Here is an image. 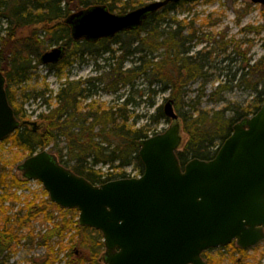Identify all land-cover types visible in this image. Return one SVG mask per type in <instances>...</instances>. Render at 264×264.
I'll return each instance as SVG.
<instances>
[{"label": "trees", "instance_id": "obj_1", "mask_svg": "<svg viewBox=\"0 0 264 264\" xmlns=\"http://www.w3.org/2000/svg\"><path fill=\"white\" fill-rule=\"evenodd\" d=\"M121 1L0 0V71L6 76L9 101L22 122L18 129L1 143L9 142L11 146L21 148L25 152V157L17 161V167L26 157L52 145L50 150L58 155L62 164L95 184L127 177L124 171L120 174L98 172L95 167L99 164L108 165L110 170H124L128 166H134L142 174L145 166L139 155L137 141L151 135L152 125L162 119H169L164 106H159L156 113L150 116L151 124L135 128L129 123L128 107L133 104L131 97L120 94L118 104L108 108L90 104L84 108L81 100L95 92L98 87L96 83L104 82L106 90L116 93L124 87L135 86L140 79L145 80L149 91H170V98L174 101L176 110H180L185 103L194 83L202 82L201 96L204 95L205 84L212 76L210 70L216 67L210 64L216 51H195L194 48L200 41H207L212 45L217 41L207 38L202 40L199 29L193 26V23L189 24V32L186 33V26L182 21L175 15L171 16L172 11L186 2L167 5L151 13L138 29L121 32L112 39L103 38L97 42L73 39L71 27L65 22V18L72 11L105 4L112 12L123 14L144 5L142 2L136 4L134 1L125 0L123 5L119 6L118 2ZM45 31L51 36V46L63 44L67 52L59 63L49 64L50 67L60 70L61 64L66 66L78 59L85 60V56H88L94 59L103 58L109 72L106 76H94L85 80L66 79L56 94L55 106L48 104L45 91L38 92L36 97H44L48 110L39 114L42 122L35 131L33 127L23 123L26 112L15 103L12 86L26 82L32 70L40 63V57L47 49L46 41L41 38ZM114 45L119 46L115 49ZM243 54L238 52V55ZM127 61L132 62L129 67H125ZM241 63L243 66L234 72L230 80L218 83L210 97L219 101L227 91L241 87L255 95L256 105L251 109L227 105L212 112L200 111L190 119L185 117L184 129L189 138L182 143L178 151L183 165L192 158H214L219 147L232 133L234 124L248 115L255 114L264 103V55L258 59H241ZM119 100H122L120 104ZM229 112L233 115L230 116ZM179 116L181 120V114ZM157 133L155 131L153 135ZM62 141L64 146L61 145ZM1 162L0 187L4 190L0 192V264H7L10 254L26 242L41 245L48 252L55 237L63 241L74 230L66 242L69 256L76 255L77 247L89 250L93 256L90 260L70 257L65 264H103L102 234L94 228L80 226L77 209L63 208L48 197L40 201L27 200L25 208H19L13 215H7L9 207H5L4 203L11 200L17 202L20 199L12 188L20 186L26 179L23 180L16 173L8 174V163ZM44 191L48 195V192ZM38 219L53 226L36 231L34 223ZM62 245L55 254L50 251L41 260L30 259V263L54 264L62 254ZM232 246L242 253L249 250L236 246V242L228 247ZM214 250L216 249H209L203 253L207 264H220L222 261H216L209 255ZM232 264L250 263L233 258Z\"/></svg>", "mask_w": 264, "mask_h": 264}, {"label": "water", "instance_id": "obj_2", "mask_svg": "<svg viewBox=\"0 0 264 264\" xmlns=\"http://www.w3.org/2000/svg\"><path fill=\"white\" fill-rule=\"evenodd\" d=\"M180 1L189 0H157L125 14L96 5L65 22L74 39L95 42L137 29L151 13ZM64 54V47H57L41 61L57 63ZM5 84L0 71V142L19 126ZM164 111L173 121L170 127L137 141L145 165L140 177L93 184L47 149L18 166L25 178L43 183L54 203L79 209L81 226L102 233L104 264H206L202 253L209 248L236 240L245 249L264 240V104L234 125L213 159L194 158L184 168L177 154L183 137L173 100ZM28 123L37 130V122Z\"/></svg>", "mask_w": 264, "mask_h": 264}, {"label": "rangeland", "instance_id": "obj_3", "mask_svg": "<svg viewBox=\"0 0 264 264\" xmlns=\"http://www.w3.org/2000/svg\"><path fill=\"white\" fill-rule=\"evenodd\" d=\"M125 0L118 2V5H123ZM134 1L136 4L139 3H150L155 0H129ZM139 6V5H138ZM74 11H72L73 13ZM176 16L178 20L182 21L185 25V32H189V24L193 23L199 33L201 39H214L217 41L216 44H208L207 41H200L195 45L194 50H214V60L211 66H216L211 69V78L205 84L204 95L202 94V82L199 81L194 83L185 98V103L182 104L180 110H176L179 115L181 114L182 120V135L184 136L185 142L189 138L188 133L185 131L184 124L185 117L189 119L195 117L200 111H216L220 110L225 106L233 105L238 108H249L256 105L255 95L250 90L239 88H233L223 94L222 100H215L210 97V94L214 91L215 87L221 81H228L243 64L241 59H247L252 57L258 59L264 55V4H254L250 0H193L187 2L177 9L171 12V16ZM42 39L46 41L47 49L44 51H50L55 46H51V36L45 31L42 33ZM119 45H114L115 49ZM227 46V48H224ZM208 48V49H207ZM238 52L244 53L238 55ZM246 54V56H245ZM230 55V59L228 56ZM237 56V57H236ZM106 61L103 58L94 59L85 56V60L78 59L72 64L63 66L61 64L60 70L52 68L49 65L37 64L32 70V74L29 79L22 84L13 85L14 100L18 107L22 108L26 113V119L37 120L39 123L42 121L39 119L40 113H45L48 110V104L52 106L56 105V94L61 88L62 84L69 80H85L89 77H102L106 76L109 72V68L106 67ZM132 64L131 61L125 63V67H129ZM222 68V70L218 68ZM106 78V77H105ZM95 92L82 99V106L84 108L90 106L99 107H112L118 104V98L123 94L124 97H131L133 104L128 107V113L130 116V125L135 128L141 126H147L151 124L150 116L156 113L159 106L165 105L168 98H170V91L158 90L156 92L149 91L145 80L140 79L136 82L135 86L124 87L118 92L113 93L106 90L104 82L99 84ZM45 91V98L48 99L46 103L44 97H36L38 92ZM27 94H31L27 96ZM121 94V95H120ZM197 100L199 103H197ZM122 100H119V104ZM197 106H196V105ZM84 111V109H83ZM230 116L232 112L228 113ZM170 119H162L159 123L152 125L153 129L150 134L152 135L155 131L162 132L168 129L170 126ZM62 146L65 143H61ZM52 147L49 146L50 149ZM216 147V146H215ZM217 148V147H216ZM213 147V149H216ZM25 152L21 148H15L11 146L9 142H3L0 146V159L8 163L7 172L8 174L16 173L18 176L25 179L20 170H17L19 160L25 157ZM95 170L106 174L111 172L113 174H120L123 171L126 172L127 176H138L140 175L139 169L134 166H128L123 169H109L108 165L99 164L95 167ZM20 186H15L12 191L16 192L20 199L16 201H6L5 207H9L7 215L15 214L19 208H25L27 200L36 199L40 201L47 199L48 195L44 191V187L39 181L25 180ZM4 190L3 187H0ZM78 219V218H77ZM51 223H43L41 219L36 220L34 227L36 231H42L47 227H52ZM75 231V230H74ZM69 233L66 237L69 238ZM44 232V231H43ZM41 233V232H40ZM76 234V232H75ZM76 236V235H75ZM83 236V235H82ZM85 236V235H84ZM67 238L63 241L54 238L51 241V250L47 252V249L41 245L30 243L22 244L10 254V260L7 264H31L30 259L36 258L41 260L51 251L55 254V251L62 245V254L54 261V264H65L68 261L69 252L66 244ZM80 238V237H79ZM229 246V245H228ZM220 247L216 250L211 251L209 255L213 256L215 260L221 259L220 264H232L233 258L244 260L250 264H264V242L257 245L255 248H251L244 253L238 251L235 246L232 247ZM236 246H238L236 244ZM76 257L82 260H90L93 256L92 253L87 249L80 247L76 248ZM50 256V255H49ZM75 256L71 259H75ZM54 257V256H53Z\"/></svg>", "mask_w": 264, "mask_h": 264}]
</instances>
